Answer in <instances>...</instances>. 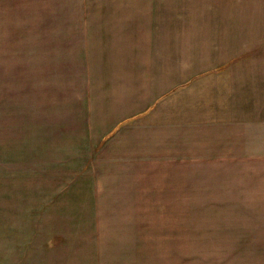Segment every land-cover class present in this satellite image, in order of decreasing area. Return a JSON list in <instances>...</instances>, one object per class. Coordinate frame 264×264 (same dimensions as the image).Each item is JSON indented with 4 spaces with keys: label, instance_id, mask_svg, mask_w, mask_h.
<instances>
[{
    "label": "rangeland",
    "instance_id": "obj_1",
    "mask_svg": "<svg viewBox=\"0 0 264 264\" xmlns=\"http://www.w3.org/2000/svg\"><path fill=\"white\" fill-rule=\"evenodd\" d=\"M165 4L160 25L212 34L216 119L230 68L264 120V0ZM52 6L0 0V264H264L240 241L264 222V124L243 166L218 143L199 165L152 167L138 182L110 155L87 166L78 87L47 66Z\"/></svg>",
    "mask_w": 264,
    "mask_h": 264
},
{
    "label": "crops",
    "instance_id": "obj_2",
    "mask_svg": "<svg viewBox=\"0 0 264 264\" xmlns=\"http://www.w3.org/2000/svg\"><path fill=\"white\" fill-rule=\"evenodd\" d=\"M165 1L53 0L47 16L48 70L78 87L79 118L89 119L79 127L87 166L110 155L114 167L136 179L131 182L152 167L199 165L193 161L220 152L216 143L229 166H243L238 161L262 136L260 110L252 115L247 105L260 99L242 93L246 78L239 71L226 70L222 118L216 119L215 74L208 75L215 69L212 34L160 25L156 8ZM252 231L240 241L264 251V222Z\"/></svg>",
    "mask_w": 264,
    "mask_h": 264
}]
</instances>
